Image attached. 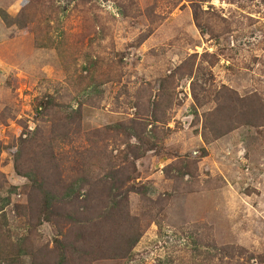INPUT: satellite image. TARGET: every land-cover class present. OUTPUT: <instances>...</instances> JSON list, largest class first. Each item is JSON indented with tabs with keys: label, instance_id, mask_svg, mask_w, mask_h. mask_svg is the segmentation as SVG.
I'll return each instance as SVG.
<instances>
[{
	"label": "rangeland",
	"instance_id": "obj_1",
	"mask_svg": "<svg viewBox=\"0 0 264 264\" xmlns=\"http://www.w3.org/2000/svg\"><path fill=\"white\" fill-rule=\"evenodd\" d=\"M0 264H264V0H0Z\"/></svg>",
	"mask_w": 264,
	"mask_h": 264
}]
</instances>
